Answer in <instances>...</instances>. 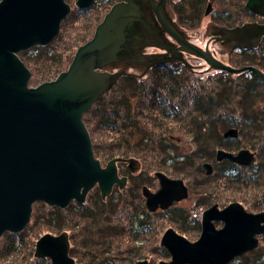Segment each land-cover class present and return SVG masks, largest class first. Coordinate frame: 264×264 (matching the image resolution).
Masks as SVG:
<instances>
[{"label":"water","instance_id":"95a60500","mask_svg":"<svg viewBox=\"0 0 264 264\" xmlns=\"http://www.w3.org/2000/svg\"><path fill=\"white\" fill-rule=\"evenodd\" d=\"M90 2L76 0V5ZM246 6L264 15V0H246ZM69 11L64 0H0V236L5 231H21L35 201L64 207L71 199L83 201L96 183L104 197L113 184L122 187L125 183V177H118L117 162L127 161L130 169L138 168L134 158L122 157H113L102 166L81 118L116 81L119 74L106 69L134 50L131 43L136 36L131 28L138 11L133 4H115L92 37L76 48L66 70L52 80L28 85L30 71L18 52L49 43ZM254 32L259 39L264 24H243L226 33L250 36ZM186 50L213 68L233 73L248 69L264 80V72L257 67L234 68L192 45H186ZM230 133L235 134L233 129L225 131ZM249 155L246 149L236 155L217 151L219 159L239 164L248 163ZM204 165L209 171L210 164ZM155 174L160 188L151 192L143 187L149 208L158 203L169 205L180 198L181 191L186 195L180 179L161 171ZM217 219L224 222L219 229L212 225ZM202 223L201 235L194 242L167 229L161 244L168 248L171 259L158 264H224L256 245L254 234L264 233V211H247L239 202L221 209L213 204L204 210ZM35 255L49 257L51 264H77L68 255L62 234L44 233L36 241Z\"/></svg>","mask_w":264,"mask_h":264},{"label":"trees","instance_id":"16d2710c","mask_svg":"<svg viewBox=\"0 0 264 264\" xmlns=\"http://www.w3.org/2000/svg\"><path fill=\"white\" fill-rule=\"evenodd\" d=\"M65 23L49 45L19 53L32 72L37 64L38 70L31 74L30 84L49 80L60 72L72 56L73 45L84 41L81 35L59 41L65 35ZM257 57V61H252L253 58L240 54L236 63H251L264 70V37L258 43ZM179 70L159 64L145 78L121 76L97 98L84 114L94 156L102 162L115 156H134L142 159L146 168L159 169L168 175L187 180L201 177L199 185L206 192L211 191L215 203L223 204V196H227L226 200L240 201L251 210L264 208V80L251 73L252 78L248 79V72H241L218 87L211 79L200 81L188 71ZM229 126L234 127L237 135L223 138L219 130ZM178 131L189 135L194 142L192 159H179L171 154L172 144L168 145L166 139ZM207 146L250 148L257 158L248 166L227 159L217 161L214 173L206 175L202 161H215ZM194 181H189L191 187ZM44 207L49 210L43 217ZM59 229L60 210L35 203L23 231L6 232L0 237V264H49L47 258L32 252L35 237ZM258 263L264 264V255H252L243 264Z\"/></svg>","mask_w":264,"mask_h":264},{"label":"flooded vegetation","instance_id":"af4514ba","mask_svg":"<svg viewBox=\"0 0 264 264\" xmlns=\"http://www.w3.org/2000/svg\"><path fill=\"white\" fill-rule=\"evenodd\" d=\"M64 1L70 6V11L61 20L57 35L63 22L67 18L69 20L70 14L79 16L80 14L88 15L93 13L92 11L96 12L93 14L97 19L95 29L115 4H133L137 9L138 19L134 21L131 28L134 34H138L135 41L131 43L134 46L132 55L124 56L111 65L112 69H106L108 72H117L120 76L136 74L137 69L141 72L146 71L149 65L154 64H160V67L166 64L188 65L192 70L199 71L195 69L197 66L200 69V66L208 64L201 56L187 51L186 45H192L195 50L201 52H209L220 60V54L243 51L253 42V46H256L262 38L261 36L258 39L255 32L250 36L245 34L232 36L226 33L229 29L240 27L243 23L240 26L235 23V26L223 21L228 14L227 6L220 9L215 6L217 1L222 3V0H91L89 5L83 7L77 6L76 0ZM212 16L217 18V22L212 20ZM200 17L208 18V20L204 21L201 36H196L193 25ZM192 18L196 21L191 26ZM218 18L223 19L218 20ZM246 22V24H250L248 22L262 23L256 20ZM248 28L251 29V27ZM57 35L49 43L40 46H47ZM92 35L93 33L87 39L84 38L80 44L85 43ZM195 61L197 62L194 63ZM117 173L120 177L126 178V186L127 184L128 186H125V190L121 191L115 183L111 192L102 198L96 183L94 189L98 188V192L90 190L83 202L71 200L63 208L67 217L69 213L74 216L72 220L68 218L62 220L61 232L67 237L69 255L76 263L115 264V258L119 257L123 258V262L119 264H157L159 261H168L171 258L169 250L160 244V238L166 228L189 242L199 238L203 229L202 218L186 215L182 202L191 194L189 195V189L185 187V183L182 184V188L187 190L186 195L184 191H181L178 194L181 198L172 201L169 205L163 207L158 203L149 208L143 187L146 186L151 192H156L160 188V181L155 173L149 175L148 171L119 169ZM116 193H118L117 196H115ZM215 204L219 209L225 206ZM119 211H124L120 222L119 219L114 218L118 216ZM160 214L171 215L172 224L165 227L159 234L158 243L156 236L160 228L155 226L154 220H163V218L160 219ZM212 225L215 228H221L224 222L218 219L212 220ZM157 255H160V258L153 261ZM235 257L230 262L234 261ZM133 258L136 259L131 260Z\"/></svg>","mask_w":264,"mask_h":264},{"label":"rangeland","instance_id":"374dc122","mask_svg":"<svg viewBox=\"0 0 264 264\" xmlns=\"http://www.w3.org/2000/svg\"><path fill=\"white\" fill-rule=\"evenodd\" d=\"M218 3H217V5H215L216 7H217V9H220V7H225V6H227V8H228V14H227V17H225L224 19L223 18H218V20H222L223 19V21L224 22H226L227 21V24L228 25H235V23H238V25L240 26L242 23L243 24H246L247 22L246 21H249V20H256V21H258V22H262V23H258V24H264V15H262V13H256L254 10H251V9H249L247 6H246V0H222V3H221V1H217ZM207 11V10H206ZM93 13H90V14H86V15H84V14H80L79 16H75L76 14H74V15H72V14H70V15H68L69 16V20H68V18L66 19L67 21H64V22H66L65 23V26H64V36L63 35H61L60 37H59V41H62L63 39L64 40H66V39H72L73 40V38L76 36V35H81L83 38H85V39H87L88 37H90L91 36V34L93 33V31H94V26H95V22H96V18L94 17V13H96V12H94V11H92ZM254 15V16H259V17H254V16H250V15ZM256 14V15H255ZM212 18V20L213 21H216L217 22V18H214L213 16L211 17ZM210 18V19H211ZM197 19V18H196ZM206 20H208V18H203V17H200L199 19H198V21H196V20H194L193 18L191 19V26L193 25V23L196 21V24L195 25H193V27H194V34L196 35V36H201V32H203V28H204V24H205V22L204 21H206ZM63 22V23H64ZM248 23H252V22H248ZM99 24V23H98ZM242 24V25H243ZM241 25V26H242ZM236 26V25H235ZM234 26V27H235ZM60 29H62V27L60 28ZM59 35V34H58ZM262 36V38L257 42V45L256 46H253V43L251 44V45H249V47L248 48H246V49H244L243 51H234V52H231V53H222V54H220V56H219V59L221 60H219L220 62H222L223 64H226V65H229V66H231V67H234V68H240V67H243V66H248V65H250V66H254V67H257L258 69H260V70H262L260 67H258V66H256V65H254V64H251V63H249V64H240V65H238L237 63H236V59L237 58H239V56H240V54H242V55H245V56H247V57H249V58H253V60L252 61H257L258 60V57H257V55H258V43L263 39V37H264V33L261 35ZM82 38V39H83ZM74 43H76V41L74 42ZM77 44V43H76ZM76 44H74L73 45V49H72V51H73V53H72V56H71V58H70V60L68 61V63H66V64H64L65 66H64V68L62 67V70L61 71H64V70H66L67 69V67L69 66V64H70V62H71V60H72V57H73V55H74V53H75V50H76V48H77V45ZM49 45V44H48ZM41 47L40 45H37V46H34V47ZM33 47V46H32ZM31 48V47H30ZM259 50H260V48H259ZM24 51V50H23ZM23 51H21V52H23ZM20 53V52H19ZM26 56H27V54H25ZM29 55V54H28ZM19 56V55H18ZM213 56V55H212ZM214 57V56H213ZM19 58H20V56H19ZM215 58V57H214ZM21 59V58H20ZM22 60V59H21ZM23 61V60H22ZM197 61H195L194 63H196ZM225 62H227V63H225ZM24 63V62H23ZM201 63V62H200ZM229 63V64H228ZM253 63V62H252ZM206 64H208L207 62H206ZM24 65H25V63H24ZM166 65H168V64H166ZM166 65H164V66H166ZM26 66V65H25ZM34 66H36V67H34V74L37 72V64H35ZM168 66H171V67H176V68H180V70H179V72H181L182 70H186V71H188L189 73H191V75L194 77V78H197V79H200V81H202L203 79H208V80H210L211 79V81L212 82H215L217 85H218V87L219 86H222V82H226L227 80L228 81H230L231 79H233L234 78V75H236V74H239V73H241V72H248V74L246 73V77L248 78V79H251L252 77L249 75L250 73L251 74H253L254 76H256L251 70H248V69H246V70H242V71H240V72H236V73H233V72H229V71H226V70H223V69H220V68H213V67H211L209 64L206 66V65H204V66H200L199 68L200 69H198V66H197V68H195L196 70H199V71H194V70H192L191 69V67L190 66H184V65H175V64H173V65H168ZM27 67V66H26ZM163 67V66H162ZM207 67V68H206ZM28 68V67H27ZM194 68V67H193ZM29 69V71H30V77H31V74L33 73L32 71H31V69L30 68H28ZM60 71V72H61ZM263 71V70H262ZM136 74L134 75L137 79L138 78H145L147 75H148V73H149V71H143V72H141L139 69H137L136 71ZM264 72V71H263ZM59 73V72H58ZM57 73V74H58ZM130 73V72H129ZM56 74V75H57ZM231 75V76H228V75ZM56 75H54L53 77H51L49 80H52V79H54L55 77H56ZM124 75H126V74H122L121 76H124ZM30 77H29V79H30ZM257 78H259L258 76H256ZM121 78V77H120ZM120 78H118V79H120ZM118 79H116V81L112 84V86L110 87V88H112L115 84H116V82L118 81ZM259 79H261V78H259ZM261 80H263V79H261ZM45 81H48V80H45ZM41 82H43V81H41ZM41 82H38V83H36V84H30L29 83V80H28V85L29 86H35V85H37V84H39V83H41ZM210 84V86H213V87H215L214 85H211V83H209ZM110 88H108V89H110ZM107 92V90L106 91H104L102 94H100L99 96H101V95H103V94H105ZM98 96V97H99ZM97 97V98H98ZM97 98H96V100H97ZM95 100V101H96ZM94 101V102H95ZM93 102V103H94ZM92 103V104H93ZM92 104H91V106H92ZM176 122V121H175ZM177 123V122H176ZM177 126H178V124H177ZM179 128H183L182 127V125H180L179 126ZM178 129V128H177ZM228 129H233L234 130V132H235V134H225V131L226 130H228ZM219 132L221 133V135L223 136V138H234V137H236V135H237V133H236V130L234 129V127L233 126H229V127H226L225 129H221L220 128V130H219ZM90 135V134H89ZM171 136H168L167 137V139H166V141H167V143H168V145H170V144H172V146H171V149L173 150V153H171L173 156H179L180 158L179 159H181V158H183V159H192V151H193V149H194V142L192 141V139H191V137L189 136V135H186V134H184L183 132H181V131H178V132H173V134H170ZM91 138V137H90ZM92 142V141H91ZM211 142V141H210ZM208 147V146H207ZM211 148V149H210ZM244 149H246V150H248V152L250 153V155H249V158H250V161L248 162V163H244V164H239V163H236V162H234L236 165H242V166H248V165H250L251 163H253L254 161H256V158H257V156H256V154H255V152H254V150H252V149H250V148H244V147H239V146H235L234 148H230V149H228V148H226V147H222V146H214V147H208V148H206V150H210V154H212L213 155V159H215V161L214 160H205V161H202V167H203V169H204V173L206 174V175H212L213 173H214V170H215V168L217 167L216 166V164L218 163L217 161H222V160H225V159H227V160H230V159H228V158H221V159H219L218 157H217V151L218 150H224L225 152H228V153H230V154H233V155H236V154H238V152L239 151H241V150H244ZM93 150V149H92ZM96 157V156H95ZM115 157H117V156H115ZM97 158V157H96ZM113 158V157H112ZM123 158H134L136 161H137V163H138V168H136V169H130L129 167H128V164H127V161H121V164L120 163H118V169L119 170H132V171H136V170H143V171H148L149 172V175H153V173H155L156 171H160L159 169L158 170H156V169H149V168H146L145 167V163H143V160L142 159H140V158H137V157H134V156H129V157H123ZM162 158H163V156H162V153L160 154V160H162ZM99 159V158H98ZM111 158H109V159H107L106 161H100L101 162V165L102 166H104L105 164H106V162L108 161V160H110ZM100 160V159H99ZM168 161H171V160H168ZM230 161H232V160H230ZM233 162V161H232ZM204 164H210V168H209V171H207V169H206V167H205V165ZM118 172V171H117ZM161 172H163V171H161ZM165 173V172H164ZM118 174V173H117ZM166 174V173H165ZM196 174H198V173H196ZM156 175V174H155ZM168 177H171V178H178V179H180L181 181H182V183H185V187L187 188V189H189V195H190V197L188 198V199H185L182 203H183V206H185V208H184V210L186 211V215L188 216V217H198V218H202L203 217V212H204V210L205 209H207L208 207H210L211 205H213V204H215L214 202H213V199H212V197H213V195H212V193H211V191H208V192H206V189L204 188V187H202V186H200L199 185V183H201L202 181H200L201 180V177H199V176H192L191 178H188L189 180H187V178H182V177H180V176H173V175H168V174H166ZM118 177H120L119 175H118ZM193 180H195L194 181V183H193V187H191L190 185H189V181H193ZM114 185V184H113ZM98 186V185H97ZM126 186V180H125V183H124V185L122 186V187H120L119 185H118V187L120 188V190L122 191V190H125L126 189V187L128 186V184H127V186ZM96 187V186H95ZM113 187V186H112ZM144 187H146V186H144ZM98 188H93V190L92 191H95V192H98V190H97ZM111 190H112V188H111ZM111 190H110V192H111ZM119 190V189H118ZM119 190V191H120ZM109 192V193H110ZM108 193V194H109ZM107 194V195H108ZM117 194L118 193H116L115 194V196H117ZM186 194H187V190H186ZM100 195H101V192H100ZM107 195H105L104 197H102V195H101V197L102 198H105ZM181 198V197H180ZM223 198H224V200L222 201V203L223 204H219V205H227V204H229V203H231V202H239L240 204H242L240 201H237V200H233V199H231V200H226V198H227V196H223ZM71 200H75V201H77L76 199H71ZM70 200V201H71ZM69 201V202H70ZM174 201V200H173ZM69 202H68V204H69ZM35 203H41V204H44V205H47L48 207L50 206V205H48V204H46V203H44V202H42V201H35L33 204H32V208H33V205L35 204ZM67 204V205H68ZM67 205H65V206H67ZM216 205V204H215ZM243 205V207L247 210V211H250V212H259V211H264V208H262V209H258V210H251V209H248V208H246L245 206H244V204H242ZM64 206V207H65ZM264 206V205H263ZM50 207H52V208H57L58 210H60V212H61V229H59L57 232L56 231H45V232H42V233H39L38 235H37V237H35V240L40 236V235H42V234H44V233H51V234H53V235H58V234H62L63 236H64V234L61 232L62 231V223H63V219H66V218H68V220H72L73 219V214L72 213H69V215H68V217L65 215V210L63 209L64 207H59V206H57V205H54V206H50ZM103 207H105L104 205H103ZM113 209H115V208H113ZM221 209V208H220ZM46 210H49V209H47V208H45L44 207V214H43V217L44 216H46L45 215V212H46ZM117 214V213H116ZM124 214V211H119V213H118V216H116V217H114V218H116V219H119V222H120V220H122V215ZM56 216V215H55ZM171 216V215H170ZM170 216H165V214H160V219H162L163 218V220H160V221H158V220H154V224H155V226L156 227H158V228H160L159 230H158V233H157V241H158V243H159V234H161V232L165 229V227H167L168 225H171L172 224V221L170 220ZM54 219V218H53ZM223 221V220H222ZM162 222V223H161ZM160 223H161V226H160ZM215 228V227H214ZM215 229H219V228H215ZM167 230V228L164 230V232ZM9 232V231H8ZM19 232H21V231H17V232H10V233H19ZM162 234H164V233H162ZM254 237L256 238V240H257V243H256V245L253 247V248H251V249H249V250H246V251H244L242 254H239V255H236V257L234 258V261H231L230 262V260L228 261V262H226V263H224V264H243L244 263V261H245V259L247 260L248 258H250V256H258V255H264V233L263 232H259V233H256V234H254ZM64 238L67 240V237L66 236H64ZM161 239V238H160ZM157 243V244H158ZM161 244V243H160ZM67 245H68V241H67ZM162 246H164L165 248H167L165 245H163V244H161ZM35 246H36V241H34V246H33V253H34V255H35ZM117 246H118V244H117ZM68 249H69V246H68ZM168 249V248H167ZM68 255H69V250H68ZM35 256H37V255H35ZM70 256V255H69ZM39 257H45V258H47L48 259V261H49V264H51V261H50V258L49 257H46V256H39ZM71 257V256H70ZM160 258V255H157V257H155L154 259H153V261H156V260H158ZM136 259V258H135ZM134 258L133 259H131V260H135ZM171 259V258H170ZM169 261V260H168ZM74 262H75V260H74ZM123 262V258H115V264H119V263H122ZM262 262V261H261ZM76 263V262H75ZM158 263H160V261L158 262ZM157 263V264H158ZM78 264V263H77ZM186 264H190V263H186ZM258 264H260V263H258Z\"/></svg>","mask_w":264,"mask_h":264},{"label":"bare ground","instance_id":"6f19581e","mask_svg":"<svg viewBox=\"0 0 264 264\" xmlns=\"http://www.w3.org/2000/svg\"><path fill=\"white\" fill-rule=\"evenodd\" d=\"M137 35H138V34H135L136 37H137ZM80 45H81V44H80ZM78 46H79V45H78ZM78 46H77V47H78ZM155 65H156V64H154V65H149V66L146 68L147 71H150V69H151L153 66H155ZM110 69H112L111 66H110ZM131 75L134 76L135 74H134V73H131ZM120 77H121L120 75H117V79L120 78ZM108 90H109V89H108ZM108 90H107V91H108ZM90 107H91V106H90ZM89 109H90V108H89ZM89 109L84 110L83 113H82V116H81V118H82V122L84 123L85 126H86V124H85V122H84V114H85ZM86 128H87V126H86ZM87 130H88V128H87ZM88 132H89V131H88ZM93 153H94V152H93ZM122 158H123V157H122ZM100 163H101V162H100ZM118 163H120V162H118ZM118 163H117V168H118ZM117 171H118V170H117ZM93 188H94V186L91 187V188L86 192V195H87V193H88L90 190H93ZM86 195H85V197H84V200H85V198H86ZM106 195H107V194H106ZM84 200H83V201H84ZM83 201H78V200H77V202H83ZM32 211H33V208H32ZM32 211H31V214H32ZM31 214H30V218H31ZM29 221H30V219H29ZM29 221H28L27 224L21 229V231H23V230L27 227V225L29 224ZM6 232H8V231H5L4 233H6ZM4 233H3V234H4ZM3 234H2V235H3ZM2 235H1V236H2ZM42 235H43V234H42ZM42 235H40L38 238H40ZM1 236H0V237H1ZM38 238H37L35 241H37Z\"/></svg>","mask_w":264,"mask_h":264}]
</instances>
